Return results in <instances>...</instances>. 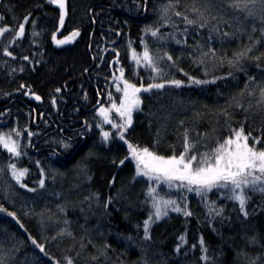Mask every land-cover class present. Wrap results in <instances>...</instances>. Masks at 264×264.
Returning a JSON list of instances; mask_svg holds the SVG:
<instances>
[{
    "label": "trees",
    "instance_id": "trees-1",
    "mask_svg": "<svg viewBox=\"0 0 264 264\" xmlns=\"http://www.w3.org/2000/svg\"><path fill=\"white\" fill-rule=\"evenodd\" d=\"M64 4L61 23L50 0H0V136L18 153L0 144V264H264V185L234 190L241 211L233 185L150 180L129 150L179 156L187 134L213 157L239 130L264 150V0ZM125 81L164 85L136 94L130 125Z\"/></svg>",
    "mask_w": 264,
    "mask_h": 264
},
{
    "label": "snow or ice",
    "instance_id": "snow-or-ice-1",
    "mask_svg": "<svg viewBox=\"0 0 264 264\" xmlns=\"http://www.w3.org/2000/svg\"><path fill=\"white\" fill-rule=\"evenodd\" d=\"M50 2L56 3L60 8V20L63 23L64 19V0H50ZM180 16V12L175 13ZM27 19V18H25ZM186 23L193 24L195 21L184 17ZM24 25H20V30L17 35L23 34ZM75 35V34H74ZM153 36H156L155 31L152 32ZM55 38V37H54ZM64 41H58L63 43ZM239 55H247V53H241ZM133 59L139 64L140 60L137 58V54L133 52ZM171 59V57H169ZM143 60L146 62V66L151 67L152 71L159 73L161 69L155 66L152 57L149 55L147 49L143 53ZM231 63V61H229ZM124 100L121 101L120 107L116 109L120 113L121 117L127 115V124H131V112L133 108L138 107L139 98L137 93L141 90L149 91L151 88H162L163 84H150L148 88H137L135 85L124 82ZM176 86L180 85V81H173ZM195 83H201L195 81ZM206 83V82H205ZM119 90V89H118ZM261 98L264 100V89L261 90ZM39 99V97H37ZM117 127V125H113ZM122 127V126H121ZM105 140L109 138L108 132L102 133ZM251 134L245 135L242 130L234 132V138L230 137L213 150L214 156L210 157L207 154H202L199 158L197 155H190L191 149L194 147L188 141L187 134H185V150L179 154V156L173 155L165 158L149 151L147 148L139 149L133 145H129L130 155L136 162L137 175L147 176L150 180L155 179L157 181L168 182L171 186L172 181H180L181 187L184 186V182L190 186L189 191H192L191 186H195V190L199 194L202 189L211 190L212 188H227L229 184L234 186L233 197L239 201L241 211H244L245 198L243 195L235 194L236 188H241L242 185L249 186L255 185L260 182L264 185V150H257L255 145L260 142L259 138H253V144L250 146L248 140ZM123 139V136L120 137ZM10 137L5 138L0 136V144L13 154L18 155L16 152L15 143H9ZM190 155V158H189ZM214 160V162H213ZM194 162H196L194 164ZM123 163V161H121ZM14 167V166H13ZM26 171V170H24ZM24 171H20L18 174L14 171V176L19 182L20 177L24 175ZM259 173V175H255ZM248 177H252L249 181ZM43 184V182H41ZM23 186V185H21ZM160 201L153 204L156 209L155 215L159 219L161 216ZM164 205L175 204L174 201H163ZM179 212V207L174 208ZM166 215V212L164 213ZM191 213L185 212V215ZM149 220L145 221V238L147 239ZM35 243V241H33ZM71 264V261H69Z\"/></svg>",
    "mask_w": 264,
    "mask_h": 264
},
{
    "label": "rangeland",
    "instance_id": "rangeland-1",
    "mask_svg": "<svg viewBox=\"0 0 264 264\" xmlns=\"http://www.w3.org/2000/svg\"><path fill=\"white\" fill-rule=\"evenodd\" d=\"M64 3H65V0H64ZM239 192H237V194H238ZM173 206V204H168L167 206H165L164 205V203H163V200H162V202L160 203V208H161V215H164V213L165 212H167V208L168 207H172Z\"/></svg>",
    "mask_w": 264,
    "mask_h": 264
},
{
    "label": "water",
    "instance_id": "water-1",
    "mask_svg": "<svg viewBox=\"0 0 264 264\" xmlns=\"http://www.w3.org/2000/svg\"><path fill=\"white\" fill-rule=\"evenodd\" d=\"M34 99H37V97L33 96Z\"/></svg>",
    "mask_w": 264,
    "mask_h": 264
}]
</instances>
